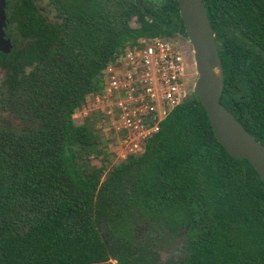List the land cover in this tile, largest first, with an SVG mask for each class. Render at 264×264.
<instances>
[{"label": "trees", "instance_id": "1", "mask_svg": "<svg viewBox=\"0 0 264 264\" xmlns=\"http://www.w3.org/2000/svg\"><path fill=\"white\" fill-rule=\"evenodd\" d=\"M47 1L50 23L32 3L17 7L21 36L6 34L12 47L0 53L7 95L26 96L43 124L0 133V264H156L155 235L181 240L163 264H264V185L215 141L194 95L107 170L98 115L72 122L139 39H186L176 1ZM202 4L221 47L219 102L264 147V0Z\"/></svg>", "mask_w": 264, "mask_h": 264}, {"label": "built area", "instance_id": "2", "mask_svg": "<svg viewBox=\"0 0 264 264\" xmlns=\"http://www.w3.org/2000/svg\"><path fill=\"white\" fill-rule=\"evenodd\" d=\"M175 47L162 38L139 39L104 68L101 91L89 94L79 109L83 118L96 113L104 130L111 132L108 147L116 160L140 153L187 97L184 88L192 73Z\"/></svg>", "mask_w": 264, "mask_h": 264}, {"label": "water", "instance_id": "3", "mask_svg": "<svg viewBox=\"0 0 264 264\" xmlns=\"http://www.w3.org/2000/svg\"><path fill=\"white\" fill-rule=\"evenodd\" d=\"M195 73L187 96L194 95L204 111L215 141L231 158L245 160L264 185V147L220 104L223 85L221 48L214 41L202 0H175ZM4 0H0V53L8 54L11 42L5 37Z\"/></svg>", "mask_w": 264, "mask_h": 264}, {"label": "rangeland", "instance_id": "4", "mask_svg": "<svg viewBox=\"0 0 264 264\" xmlns=\"http://www.w3.org/2000/svg\"><path fill=\"white\" fill-rule=\"evenodd\" d=\"M145 1L152 3L159 2V0H145ZM38 6L40 8L47 9V11L50 10V6L47 0H40ZM52 20H54L53 16H46L45 22L50 23ZM127 23L130 28L138 27L135 17H132ZM173 42L176 44L175 48L180 52L182 58L186 63L187 71L189 73H192L191 77L188 79V82H186L184 88V90L186 91V95H188L192 80L194 79L195 76L193 72L191 49L187 40L184 37H177L176 39L173 40ZM4 73L5 72L3 70H0V133L17 136V135L32 134L33 132L35 134L38 131L42 130L43 124L41 118L32 116L31 113H29L30 112L29 110L26 111L27 105H25L24 102L26 96L7 95L6 86L4 85ZM88 95L84 97L83 103L78 108H76L73 114L71 115L72 122L75 125H81L83 123L84 118L82 117V115H80L79 109L85 107L87 103ZM98 126L101 130L102 138L108 139L106 143V151L112 153V151L108 147V145L112 141L111 132L104 130L105 127H103L100 120L98 122L97 127ZM109 160L110 162L109 164L106 165L105 170L109 169L110 166L116 165L119 162H121L116 160L115 157H113V159L109 158ZM91 164L98 167L100 165V158L96 160H91ZM156 232L157 234H160L158 230ZM178 235L179 233L176 236ZM136 236L140 238L142 234L138 232ZM180 242H181L180 237H178V239L176 240L175 237H171L170 235H161L160 237L159 235L158 236L155 235L151 243H152L153 251H155L158 255V263L156 264H163L167 259L171 257H177L179 255L178 251L181 244ZM108 264H115V262L109 260Z\"/></svg>", "mask_w": 264, "mask_h": 264}, {"label": "flooded vegetation", "instance_id": "5", "mask_svg": "<svg viewBox=\"0 0 264 264\" xmlns=\"http://www.w3.org/2000/svg\"><path fill=\"white\" fill-rule=\"evenodd\" d=\"M39 2L40 0H4V13H5V18H6L5 19V29H4L5 37H6V34L21 36V34L17 32L16 30V26H15L16 23L13 21L14 18L12 19V17L14 16V13L17 11L18 6H21L23 4L25 5L26 3H32V5L36 7L38 11L44 17L54 16L53 10H51V7H50V10L47 11V9H43L38 6ZM59 20H61V18H59Z\"/></svg>", "mask_w": 264, "mask_h": 264}]
</instances>
